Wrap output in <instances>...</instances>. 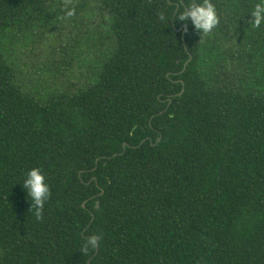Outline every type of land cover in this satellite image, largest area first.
<instances>
[{
	"label": "trees",
	"instance_id": "obj_1",
	"mask_svg": "<svg viewBox=\"0 0 264 264\" xmlns=\"http://www.w3.org/2000/svg\"><path fill=\"white\" fill-rule=\"evenodd\" d=\"M191 2L0 0V264H264L257 0H212L207 34L175 19ZM67 8L104 18L93 58L85 33L26 79L23 49ZM34 167L40 219L20 185Z\"/></svg>",
	"mask_w": 264,
	"mask_h": 264
},
{
	"label": "clouds",
	"instance_id": "obj_2",
	"mask_svg": "<svg viewBox=\"0 0 264 264\" xmlns=\"http://www.w3.org/2000/svg\"><path fill=\"white\" fill-rule=\"evenodd\" d=\"M64 15L72 17L75 15L74 8H67ZM250 17L248 23L251 28L264 27V0H257L250 12L243 15ZM175 19L181 22H190L192 28L198 33H211L220 23L217 8L212 0H192L180 7L174 14ZM165 13L160 14V19L165 20ZM45 172L40 167H34L27 171L23 177L22 189L26 192L27 199L30 201V210L34 212L37 219L41 218L45 204L51 198V189L46 182ZM97 237H87L84 245L85 251L96 246Z\"/></svg>",
	"mask_w": 264,
	"mask_h": 264
},
{
	"label": "rangeland",
	"instance_id": "obj_3",
	"mask_svg": "<svg viewBox=\"0 0 264 264\" xmlns=\"http://www.w3.org/2000/svg\"><path fill=\"white\" fill-rule=\"evenodd\" d=\"M89 4H93L94 0H87ZM104 18L100 16L95 10L91 8L84 9L76 17H64L62 24L50 29H40L39 35L36 37L33 48L23 49L20 58L21 64L24 68L25 78L35 81L31 73L51 52L57 55L63 50H68L78 37L82 38L84 34H89L88 44L82 47V57L86 60H91L94 56L96 48L92 46L91 42L96 30H106V23L102 22ZM93 36V37H92ZM88 51V52H87ZM85 52V55H84ZM76 74L80 73L75 66Z\"/></svg>",
	"mask_w": 264,
	"mask_h": 264
},
{
	"label": "water",
	"instance_id": "obj_4",
	"mask_svg": "<svg viewBox=\"0 0 264 264\" xmlns=\"http://www.w3.org/2000/svg\"><path fill=\"white\" fill-rule=\"evenodd\" d=\"M184 27H185V25H184ZM183 32H184V30H183ZM189 59H190V58H189ZM123 146H126V144L124 143ZM97 207H98V204H97Z\"/></svg>",
	"mask_w": 264,
	"mask_h": 264
}]
</instances>
